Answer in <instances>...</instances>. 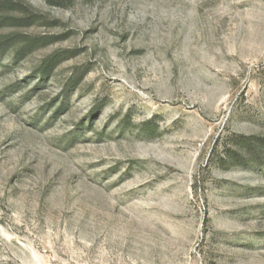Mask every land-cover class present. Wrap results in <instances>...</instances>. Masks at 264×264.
<instances>
[{
	"label": "rangeland",
	"instance_id": "374dc122",
	"mask_svg": "<svg viewBox=\"0 0 264 264\" xmlns=\"http://www.w3.org/2000/svg\"><path fill=\"white\" fill-rule=\"evenodd\" d=\"M0 264H264V0H0Z\"/></svg>",
	"mask_w": 264,
	"mask_h": 264
}]
</instances>
